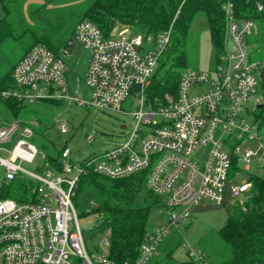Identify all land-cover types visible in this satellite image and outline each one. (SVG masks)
I'll list each match as a JSON object with an SVG mask.
<instances>
[{
	"label": "built area",
	"instance_id": "1",
	"mask_svg": "<svg viewBox=\"0 0 264 264\" xmlns=\"http://www.w3.org/2000/svg\"><path fill=\"white\" fill-rule=\"evenodd\" d=\"M257 6L263 10V0ZM224 10L226 37L215 79L210 81L207 72L186 70L177 95L168 94L158 103L149 100L147 88L170 31L157 38L150 33L105 36L97 24L84 19L57 52L37 44L14 64L15 86L0 89V98L26 103L61 99L115 112L125 111L130 97L138 104L132 128L112 148L72 161L66 142L55 165L42 153L44 162L36 165V171L22 162L35 163L40 153L33 141L38 122H0L5 182L18 174L37 182L34 200L0 198V264H117L109 250L92 253L86 245L74 204L84 173L117 179L148 170L147 189L166 208L168 218L166 225L149 233L135 264H147L158 253L161 239L190 219L203 201L222 205L231 196H245L251 177L264 172V127L255 118L264 96V92L257 94L264 63L251 60L247 47L256 21L237 18L231 2L225 3ZM77 46L89 52L86 98L79 90L72 94L67 83L65 60ZM251 98L255 109L248 106ZM56 124L61 132L68 131L65 120L57 119ZM242 173L248 179L235 182ZM110 232H105L107 238L100 245L110 246ZM188 254L197 262L206 258L197 248H190Z\"/></svg>",
	"mask_w": 264,
	"mask_h": 264
},
{
	"label": "trees",
	"instance_id": "2",
	"mask_svg": "<svg viewBox=\"0 0 264 264\" xmlns=\"http://www.w3.org/2000/svg\"><path fill=\"white\" fill-rule=\"evenodd\" d=\"M53 1L43 0L32 14L42 11ZM258 1L260 0H93L81 12L79 20L66 29L64 25L68 17L63 16L56 18L49 26H25L21 32H17L13 19L14 12L18 9L16 0H0L4 11L0 18V43L9 36L20 39L27 34L30 40L25 46L24 54L37 44H44L57 52L72 34L76 24L84 19L97 24L105 36L112 35L117 22L128 27H142L146 34H153L156 38L170 31L169 41L159 57L147 88L149 100L158 103L165 101L167 94L176 96L181 73L191 70L188 46L196 13L203 11L207 14L211 41L219 53L226 37L225 3H232L239 19L261 21L264 20V9H258ZM11 72L12 69L0 82L1 89L15 86ZM260 85L264 88V70L261 72ZM262 103L255 110V118L264 127V101ZM0 104L1 123L12 120L29 122L25 117L26 102L16 98H0ZM33 141L38 147H44L43 143L34 138ZM60 154L61 150L56 155L47 153L46 161L55 165ZM147 172L145 170L117 179L94 172L84 173L76 188L74 204L78 210L85 201H89L96 204L91 212L104 213L100 229L102 232L111 231L109 256L117 264H135L140 248L150 233L147 229L150 208L140 206L136 201L138 194L144 189L156 200L146 186ZM251 181L252 186L244 199L233 205L225 225L217 230L223 242L222 250L213 246L205 247L203 251L206 258L203 262L191 258L179 261L170 252L165 255L161 264H264V172L253 175ZM36 187L34 179L18 174L14 179L3 183L0 198L10 197L20 202L34 200Z\"/></svg>",
	"mask_w": 264,
	"mask_h": 264
},
{
	"label": "rangeland",
	"instance_id": "3",
	"mask_svg": "<svg viewBox=\"0 0 264 264\" xmlns=\"http://www.w3.org/2000/svg\"><path fill=\"white\" fill-rule=\"evenodd\" d=\"M92 1L54 0L42 11L32 14L43 0H16L15 5L18 9L14 12L13 19L16 23L17 32H21L25 26H49L56 18L63 16L68 17V21L64 25V29H66L79 20L81 12ZM3 15L4 11L0 3V18ZM256 25V32L250 37L247 47L251 60L264 63V20L256 21ZM135 33H145V29L142 27H128L117 22L112 31L113 36ZM29 40L30 36L25 34L20 39L9 36L0 43V82L24 54L25 46ZM71 50L72 55L65 60L67 68L70 69L67 83L72 94L75 90H79L81 96L86 98L90 94L85 82L89 52L82 47H73ZM188 53L190 58L189 68L191 70L207 72L210 75V81L215 79L221 53L216 51L211 41L208 17L203 11L196 13L193 18ZM206 87V84L202 85V89ZM263 92L264 88L259 84L257 94L263 95ZM137 104L138 101L130 97L124 103L125 111L115 112L89 108L77 103L69 104L61 99H54L53 101L41 99L31 103L28 102L24 108L25 117L29 122H38V125L35 126L34 139L39 143H43L44 147H39L40 153L35 163L24 161L22 166L29 171H36V165H42L44 162L41 158L42 153L56 155L66 142L71 149L72 161H78L112 148L114 143L122 140L124 135L132 128L134 124L132 113L136 110ZM256 105L254 99L251 98L249 108L255 109ZM253 117V115H250V120ZM57 119L66 121L68 125L67 132H61L58 129ZM122 124H126L128 128H121ZM88 135L93 136L91 141L88 140ZM10 145L11 143L5 144V146ZM253 171H256V169H253ZM5 173L4 167L0 164V183L5 182ZM261 173L263 172L258 171V174ZM244 179H248V177L242 173L235 179V182L239 183ZM243 199L244 196L239 198L231 196L222 205H216L208 200L203 201L193 211L190 219L182 222L179 225L180 228L172 227L161 239L157 246L158 253L153 255L147 264H161L165 255L170 252L177 260H186L189 258L190 248L203 250L205 247L213 246L218 250H222L223 242L218 236L217 230L225 225L233 205L238 200ZM136 201L138 205L150 208L147 221V229L150 232H153L160 225L167 224L168 211L159 201L150 197L146 189L138 194ZM95 206L96 204L93 202L85 201L82 208L78 210V220L89 251L92 253H106L109 246L100 245L101 241L107 238L106 233L100 229L104 221V213L91 212V208Z\"/></svg>",
	"mask_w": 264,
	"mask_h": 264
},
{
	"label": "water",
	"instance_id": "4",
	"mask_svg": "<svg viewBox=\"0 0 264 264\" xmlns=\"http://www.w3.org/2000/svg\"><path fill=\"white\" fill-rule=\"evenodd\" d=\"M262 105H263V103H260V104H258V107H261ZM121 128H125V124H122Z\"/></svg>",
	"mask_w": 264,
	"mask_h": 264
},
{
	"label": "crops",
	"instance_id": "5",
	"mask_svg": "<svg viewBox=\"0 0 264 264\" xmlns=\"http://www.w3.org/2000/svg\"><path fill=\"white\" fill-rule=\"evenodd\" d=\"M77 47H78V46H77ZM71 55H72V52H71V54H70L67 58H69ZM67 70H68V73H69L70 69L67 68Z\"/></svg>",
	"mask_w": 264,
	"mask_h": 264
}]
</instances>
